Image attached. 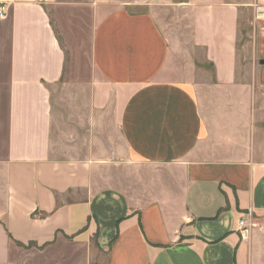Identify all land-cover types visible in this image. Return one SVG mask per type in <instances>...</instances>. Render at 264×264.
Here are the masks:
<instances>
[{
  "label": "crops",
  "instance_id": "1",
  "mask_svg": "<svg viewBox=\"0 0 264 264\" xmlns=\"http://www.w3.org/2000/svg\"><path fill=\"white\" fill-rule=\"evenodd\" d=\"M0 4V264H264V26L251 42L234 0L179 1L178 41L154 5ZM79 69L114 159L55 120L53 90ZM118 168L136 170L128 192Z\"/></svg>",
  "mask_w": 264,
  "mask_h": 264
},
{
  "label": "rangeland",
  "instance_id": "2",
  "mask_svg": "<svg viewBox=\"0 0 264 264\" xmlns=\"http://www.w3.org/2000/svg\"><path fill=\"white\" fill-rule=\"evenodd\" d=\"M119 5H125L132 11H147L150 5H154V13L163 26V28L176 39H182L187 32L185 30V20L187 15L183 12L182 4L179 1L173 0V3L166 6L157 5V0H115ZM243 6L241 18L243 19L244 27L250 33L248 39L252 42L254 40V33L256 32V39L263 38L259 35V28L264 26V0H234ZM185 39V38H184ZM252 49H253V45ZM252 53H249L246 58V63L258 62ZM78 84H83L80 86ZM88 84L87 70H75L72 75L66 74L63 83H60L53 90V97L56 106V113L60 112V117L55 118L57 123H60L61 129L65 134L72 133L79 141L78 145L82 150L90 147L88 151L93 152L95 155H106L108 159H114L116 156H111L112 150L109 148V135L114 136L116 143H111V146L117 147L120 142L118 138L117 129L105 128L99 125L93 127L90 121V108L88 105ZM55 113V114H56ZM256 129H255V147L252 151L253 156L258 160H264V101L256 102ZM89 137V138H88ZM89 139L90 141H87ZM106 147V149H104ZM119 147V146H118ZM135 168L117 169V174H121L125 180L119 185L126 191H129L134 182L129 180L135 178ZM253 225L252 228H254ZM257 228V227H256ZM260 237L264 240V230L259 231ZM263 245V244H262ZM264 249V247L262 246Z\"/></svg>",
  "mask_w": 264,
  "mask_h": 264
},
{
  "label": "built area",
  "instance_id": "3",
  "mask_svg": "<svg viewBox=\"0 0 264 264\" xmlns=\"http://www.w3.org/2000/svg\"><path fill=\"white\" fill-rule=\"evenodd\" d=\"M6 16V8L3 4H0V18H3ZM254 223L253 221L249 218V216L245 215L243 218L241 217L238 222V230L241 234V237L247 238L249 229L253 227Z\"/></svg>",
  "mask_w": 264,
  "mask_h": 264
},
{
  "label": "water",
  "instance_id": "4",
  "mask_svg": "<svg viewBox=\"0 0 264 264\" xmlns=\"http://www.w3.org/2000/svg\"><path fill=\"white\" fill-rule=\"evenodd\" d=\"M261 63H263V61H261Z\"/></svg>",
  "mask_w": 264,
  "mask_h": 264
}]
</instances>
